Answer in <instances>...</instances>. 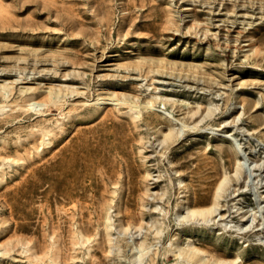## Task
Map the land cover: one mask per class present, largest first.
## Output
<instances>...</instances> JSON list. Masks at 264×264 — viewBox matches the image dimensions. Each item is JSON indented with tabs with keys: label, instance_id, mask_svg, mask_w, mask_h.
<instances>
[{
	"label": "rangeland",
	"instance_id": "1",
	"mask_svg": "<svg viewBox=\"0 0 264 264\" xmlns=\"http://www.w3.org/2000/svg\"><path fill=\"white\" fill-rule=\"evenodd\" d=\"M215 261L264 264V0H0V264Z\"/></svg>",
	"mask_w": 264,
	"mask_h": 264
},
{
	"label": "bare ground",
	"instance_id": "2",
	"mask_svg": "<svg viewBox=\"0 0 264 264\" xmlns=\"http://www.w3.org/2000/svg\"><path fill=\"white\" fill-rule=\"evenodd\" d=\"M56 95H59V94H56ZM48 97H49V95H48ZM64 97V96H63ZM24 101V100H23ZM57 101V100H56ZM110 101H112V99H100V102H102L101 103V105H109L110 103ZM29 102V101H28ZM99 102V101H98ZM99 102V103H100ZM24 103V102H23ZM42 104H44V103H42ZM169 113V112H168ZM172 135V133H170V134H168L167 136H166V138H165V141L167 142V140H168V138H170V136ZM51 142H49V144H50ZM48 144V143H47ZM76 198V197H75ZM211 198V197H210ZM163 200V199H162ZM187 203L189 202L188 200L186 201ZM210 203V202H209ZM185 205H188V204H185ZM196 206H198V205H196ZM214 206V205H213ZM212 207V206H211ZM214 208V207H213ZM80 209V208H79ZM83 209H85V208H82V210ZM188 211L192 214V216H196V215H200V216H203V217H205V216H207V215H210V214H212L213 213V210L211 209V210H207V211H194V210H190L189 208H188ZM98 213H99V211H98ZM96 214H97V212H96ZM111 215V214H110ZM91 216V215H90ZM99 216V215H98ZM106 216H107V214H106ZM105 216V217H106ZM82 217V216H81ZM111 217V216H110ZM110 217H108L107 218V222H109V221H111V219H110ZM96 218V217H95ZM98 218V217H97ZM134 218V217H133ZM126 220H124L127 224H131L132 223V220L133 219H131V218H129V217H126L125 218ZM105 220V219H104ZM106 221V220H105ZM135 221V220H134ZM133 221V222H134ZM82 224H83V222H81ZM110 223V222H109ZM108 224V223H107ZM104 225V224H103ZM109 227L108 228H112L113 226L110 224V225H108ZM94 227V226H93ZM106 228V227H105ZM80 229V228H79ZM86 228H84V227H82L81 229H80V231L78 232V236L80 235L81 236V238L82 239H84V238H86ZM109 230V229H108ZM107 230V231H108ZM75 231V230H74ZM73 231V232H74ZM106 231V232H107ZM112 231V230H111ZM76 232V231H75ZM98 233V232H97ZM90 234V233H89ZM106 234V233H105ZM79 236V237H80ZM111 237H112V235L110 234V233H108L107 232V240L110 242V240H111ZM75 239V238H74ZM77 239V238H76ZM80 239V238H79ZM76 242V241H75ZM82 242V241H81ZM83 243H84V241H83ZM109 244V243H108ZM192 244V243H191ZM193 245V244H192ZM143 246H144V244H143ZM110 247V249L112 248V245H110L109 246ZM109 247H108V249H109ZM188 248H189V246H188ZM91 249V248H90ZM134 249V248H133ZM137 250V249H136ZM145 249H143V251H144ZM204 251L202 250V249H200V248H198V247H196V246H194V247H192V249H190V250H184L182 253H181V257L184 259V258H186L187 260H196V262H202L203 261V257H202V253H203ZM204 254H205V252H204ZM207 254V253H206ZM207 257V256H206ZM206 257H204V258H206ZM207 259V258H206ZM212 259V258H211ZM216 263L215 264H217V262L218 261H215ZM146 264V263H145ZM219 264H227V263H219Z\"/></svg>",
	"mask_w": 264,
	"mask_h": 264
}]
</instances>
